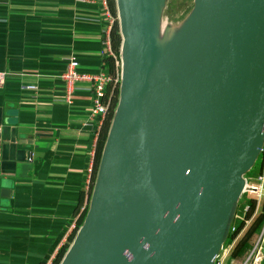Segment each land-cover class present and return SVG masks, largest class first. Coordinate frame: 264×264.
<instances>
[{
    "label": "water",
    "instance_id": "95a60500",
    "mask_svg": "<svg viewBox=\"0 0 264 264\" xmlns=\"http://www.w3.org/2000/svg\"><path fill=\"white\" fill-rule=\"evenodd\" d=\"M115 6L118 100L86 213L58 264H211L263 141L264 0H194L164 46L174 51L188 29L182 78L157 56L160 1ZM179 116L182 153L154 191L152 156Z\"/></svg>",
    "mask_w": 264,
    "mask_h": 264
},
{
    "label": "crops",
    "instance_id": "0c3cea01",
    "mask_svg": "<svg viewBox=\"0 0 264 264\" xmlns=\"http://www.w3.org/2000/svg\"><path fill=\"white\" fill-rule=\"evenodd\" d=\"M103 23L98 0H0V264H44L87 210L103 119L88 83L67 100L60 74L69 57L101 69Z\"/></svg>",
    "mask_w": 264,
    "mask_h": 264
},
{
    "label": "built area",
    "instance_id": "2783aa9c",
    "mask_svg": "<svg viewBox=\"0 0 264 264\" xmlns=\"http://www.w3.org/2000/svg\"><path fill=\"white\" fill-rule=\"evenodd\" d=\"M101 5L102 14L104 17V23L102 24L100 34V57H101V69L97 72L87 73L77 70V61L73 57H69L65 66L64 71L60 74V77L65 81V92L66 99L69 100V94L74 88V81H86L88 83V91L90 93V114L91 116L102 120L108 109V102L105 101V89L107 85L111 84L116 80L112 72L108 71L107 61L111 58L115 63H119V55H115V49L112 46L111 31L113 26L118 21L117 13L114 12L108 3V0H98ZM118 58V59H117ZM4 73L0 72V84L3 81ZM31 87V86H29ZM261 159L264 158V134L263 141L259 152ZM258 156V155H257ZM93 167H89L88 176L86 179L85 186L89 193L92 189L94 180L95 170ZM243 177L242 191L239 196L246 194L249 202L242 201L239 205L238 210H234L231 221L227 228L226 237L224 242L220 246L218 252L212 259L211 264H221L225 257L232 251L235 243L243 231L250 225V223L256 218L260 217V224L255 231V238L248 251L242 256V260L239 264H264V194L263 183H264V172L256 174V182L250 183L246 178ZM252 201V202H250ZM238 203V200H237ZM260 203L261 205L260 207ZM260 207V208H259ZM79 226L71 225V235L73 237L71 242L77 233ZM71 244V243H70ZM68 248V247H67ZM58 250L60 247L57 248ZM66 251V250H65ZM57 253V251H56ZM54 253L44 264H53V260L56 256ZM65 253V252H64ZM63 256V255H62ZM61 260V259H60ZM59 263V262H58Z\"/></svg>",
    "mask_w": 264,
    "mask_h": 264
},
{
    "label": "rangeland",
    "instance_id": "374dc122",
    "mask_svg": "<svg viewBox=\"0 0 264 264\" xmlns=\"http://www.w3.org/2000/svg\"><path fill=\"white\" fill-rule=\"evenodd\" d=\"M110 1H111L112 10L116 12L115 0H110ZM159 1H160V12H159L158 24H157L158 42L161 45L160 51L163 52L165 50L164 46H166L168 42L173 38L175 33L178 31V29L180 30L184 26L185 22L183 23V21L191 11L194 0H159ZM182 23L183 25H181ZM115 25L117 28V32L119 34L118 21L116 22ZM119 44H120V34H119V41L117 39L114 48L116 50L117 47L118 55H119ZM119 66H120L119 63L117 64L114 61H113V65L111 66V72L115 76L116 80L114 82H111L113 86L110 87L111 91L108 101H109V105L111 104L110 106L111 107L113 106V110L118 100L119 70H120ZM260 155L261 154L258 153V156L253 162L252 166L249 169H247L244 173H242V176H244V178H246L247 181L250 183L256 182L257 173H260L262 171L264 172V158L261 159ZM96 168H97V164L95 167V171ZM262 193L264 194V183H263ZM243 200L249 202L248 196L246 194H243L241 196V199L238 198V203H236V207H235L236 211L238 210L239 205ZM261 205L263 204L260 203V207ZM257 217L259 216H256V218ZM251 223L239 236L237 242L234 245V248L232 249V251H230L227 257L224 258L221 264H239L241 262L243 254H245V252L248 251L249 247L251 246L255 238V231L254 232L250 231L251 228L248 230V228L251 226ZM244 242L246 243L242 247V244Z\"/></svg>",
    "mask_w": 264,
    "mask_h": 264
},
{
    "label": "bare ground",
    "instance_id": "6f19581e",
    "mask_svg": "<svg viewBox=\"0 0 264 264\" xmlns=\"http://www.w3.org/2000/svg\"><path fill=\"white\" fill-rule=\"evenodd\" d=\"M187 30V28L184 29V31H186V35L183 31V34L179 36L178 42H176V49L167 54H165V50L163 52L160 51L161 45L158 42V28L156 31V40L158 42H156L157 56L161 61L170 65L174 74L179 78H182L185 68L187 69L188 66L189 37L187 35ZM179 121L180 116L167 122L163 143L161 144L159 150L156 151V154L152 156L151 182L154 191L162 189V187L167 183L172 172L177 167L180 154L182 153V149L180 148L175 136V127L176 124L179 126L181 122Z\"/></svg>",
    "mask_w": 264,
    "mask_h": 264
},
{
    "label": "trees",
    "instance_id": "16d2710c",
    "mask_svg": "<svg viewBox=\"0 0 264 264\" xmlns=\"http://www.w3.org/2000/svg\"><path fill=\"white\" fill-rule=\"evenodd\" d=\"M108 3H109V6L111 8V1L108 0ZM112 9V8H111ZM111 38H112V46L115 48V44H116V41L118 39L119 41V34L117 32V28H116V25L113 26L112 28V31H111ZM115 55L118 56V49L116 47V50H115ZM113 65V60L111 58L108 59L107 61V68L109 69V71H111V66ZM111 105V104H110ZM110 105H108V109H107V112L103 118V124H102V127H101V134L99 135L98 137V140H97V146H96V150H95V156H94V160H93V172L95 170V167H96V164H98V160H99V156H100V152H101V147H102V144H103V141H104V138H105V135H106V132H107V128L109 126V123H110V120H111V116H112V110H113V106L111 107ZM86 213V208H84L81 212V217L77 223L76 226H79L84 218V215ZM259 224H260V217H257L252 223H251V226L248 228V230L250 229V231H256L257 228L259 227ZM247 230V231H248ZM73 237V234L71 235L70 239H72ZM246 242H244L242 244V247L245 245ZM241 247V248H242ZM66 246L60 248L59 251H57V254L53 260V264H58V262L60 261V259L62 258V255L64 254L65 250H66ZM240 248V249H241ZM239 249V250H240Z\"/></svg>",
    "mask_w": 264,
    "mask_h": 264
}]
</instances>
